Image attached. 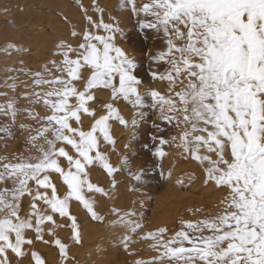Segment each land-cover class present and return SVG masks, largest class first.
Segmentation results:
<instances>
[{
  "label": "snow or ice",
  "instance_id": "snow-or-ice-1",
  "mask_svg": "<svg viewBox=\"0 0 264 264\" xmlns=\"http://www.w3.org/2000/svg\"><path fill=\"white\" fill-rule=\"evenodd\" d=\"M92 7L99 16L94 19L81 5L86 24L79 31L73 27L70 39L57 43L53 56L59 59L49 60L39 71L25 72L32 84L25 82L20 98L42 105L50 114L40 117L25 110L26 118L40 125L20 126L35 132L28 143L38 154L0 165V184H5L0 188V264H13L10 253L17 259L25 257L29 254L25 246L37 241L54 243L61 264L73 259L68 256L69 244L56 234L57 228H70L71 240L81 243L73 202L91 219L103 221L96 194L112 198L91 180L90 170L100 167L111 177L112 192L118 186L117 173L127 172L137 182L147 174L143 168L133 172L128 155L117 153L114 165L102 150L107 145L115 151L112 121L135 129L136 117L143 119L146 106L158 109L165 124L181 129L169 140L151 137L159 141L152 155L161 162V175L162 162L169 155L163 146L174 145L181 158H190L202 168L205 184L226 191L215 215L181 220L179 230L166 240V227L141 237L153 241L151 247L158 253L148 264H264V0H124L118 11L129 12L145 43L149 32L163 42V48L144 53L152 81L167 84L163 92L142 91L136 57L117 42L125 36L121 22L115 17L105 22V9L96 3ZM2 14L7 15L8 9ZM4 51L11 55L26 49L8 43ZM162 64L167 65L163 72L152 67ZM5 86L13 92L17 88L15 82L5 81ZM105 93L108 101L101 103L97 97ZM121 102L141 110L131 122L121 114L117 106ZM15 104L10 99L0 106V114L10 117L0 132L8 135L18 114ZM40 140L43 143L38 144ZM130 147L124 145L125 150ZM174 172L175 166L167 179ZM184 176L191 179L194 174L181 173L176 183L182 184ZM111 211L117 217L113 227L137 235L143 229L142 223L131 219L135 212ZM190 211L195 215L200 209ZM57 218L67 223H58ZM29 232L34 236L29 237ZM124 242H131L130 237L125 236ZM30 258L34 264H46L36 251Z\"/></svg>",
  "mask_w": 264,
  "mask_h": 264
},
{
  "label": "rangeland",
  "instance_id": "rangeland-1",
  "mask_svg": "<svg viewBox=\"0 0 264 264\" xmlns=\"http://www.w3.org/2000/svg\"><path fill=\"white\" fill-rule=\"evenodd\" d=\"M61 1L62 0H60L59 9H57L58 12L57 11L54 12L55 13L54 16L57 17L55 18L56 22L60 24V25L58 24V27H55L49 23H46L44 25L46 27L43 26V28H40L39 26L36 28V27H33L32 25L25 26V24L27 23L25 24L20 23L19 21H16V19L14 21L15 23L14 24L12 22L13 17L12 18L10 17L12 20H10L9 18V15H10L9 12H8V15H3L2 14L3 11H1L2 13L0 12L2 15L0 20H2L3 18L5 22L10 21L9 23L13 25L12 29H14L15 32L17 33H20L19 36L25 37L26 35L30 34V32H32L33 34H37V32L39 33L42 32L44 35L52 39V42H50L46 48L47 50H43V48L41 46L39 47L38 45L32 48L22 47L23 49H26V51L19 52V53L12 52L11 55L6 54V52L4 51L6 48V45L8 43H15L16 45L21 47L22 44L16 43V42H7V43L0 42V44L2 43L0 45V93H7V95H0V106L5 105L10 99H15L16 104L14 106L18 110L15 125L11 127L12 134L8 135L7 133L0 132V165H2V163L4 162L15 163L16 162L15 158L19 156L27 157L29 155L38 154L37 150L33 148L30 143H28L29 136L34 135L35 132H32L30 134L28 131L22 129L20 126L21 124H24L27 126H31L33 129L40 127V125L37 122L26 118L27 117V112L25 111L26 109L34 110L35 112L39 113L40 117H44L50 113L42 105H30L27 100L20 98L25 93L26 84L29 86L32 84L31 77H29L28 75H25V72H27L28 70H31L33 72L39 71L45 64L48 63L49 60L59 59L58 57L53 56V51L55 50L56 45H57L56 43H58L59 40H63V39L65 40L66 38H67L66 40H69L70 38L68 39V37H70V32L73 29V27H75L76 30L78 29L81 30V28L86 24V21L83 18L84 12L82 11L81 5L83 6L84 9L88 10L90 8V10H92V11L88 10L87 14L93 16L94 19L99 16V13L95 12L92 7L93 3H96L100 8L105 9V12H104L105 22H111L109 19L110 17H115L117 20L121 22L120 26L124 29L125 36H124L123 41H121L118 38L117 42L120 44L121 47H123L128 52L129 55L136 57L137 62L139 64L137 74L144 81V87L142 91H148L149 89L156 88L163 92L164 89L167 87L166 82L164 84H161L159 82L154 83L152 81L149 75L150 65L148 62V58L146 55H144V53L147 52L149 49H151L152 52H155L157 49L163 48V42L159 39L154 40L153 37L155 34L149 32L148 33L149 39L147 43H145L143 39L144 34L139 31L135 20L131 18L129 12L126 10L118 11V9L123 4L124 0H86V1L85 0L84 1L83 0H66L68 1V3L72 5L74 9H77L79 11V12L77 11V13L79 14L80 19L74 16L67 17L66 13L68 12L64 11L65 8L63 6L68 3H66L65 0L64 2L63 1L61 2ZM88 1H90V3ZM140 2L141 3L146 2V0H140ZM62 3H65V4L63 5ZM5 7H7V5ZM62 11L66 12L64 13L65 15L62 13ZM71 18H76V20L72 22L73 24L71 23ZM69 22L73 26L70 25ZM3 25H5V23H3ZM47 25L49 26L47 27ZM61 26H62V29H61L62 31L60 30ZM17 28L20 30L23 28L22 31L24 33L22 31L20 32V30H18ZM32 29L33 31H31ZM40 29H42L41 32H40ZM34 30H36V32ZM45 30L46 31L50 30V31L46 32ZM67 30L69 32L68 34H67ZM55 31H57V33L58 31H61L62 33L59 32V34H57L55 33ZM42 50L44 51L43 52L44 54L41 53ZM34 53H39V54H34ZM20 61H23V63H20ZM49 67H51V65H49ZM152 67L155 68V70L158 72H163L165 68L167 67V65H163V64L159 66L152 65ZM10 69H15V71H10ZM21 69H23V71H21ZM9 77H12L14 79H8ZM5 81H7L9 85L12 84L13 82L17 84V88L15 92H13L10 87L5 86ZM179 88H180V85L177 86L176 90L179 91ZM33 90L43 91L46 89L28 88V91H33ZM100 95L102 96H98L100 98L98 100L101 103L108 101V95L106 93L100 94ZM148 102L149 101L146 100V104ZM117 106L122 108L121 114L129 122H131V120L133 119V115L135 112L141 111V110L133 109L131 106H125L123 105V102H121ZM142 111H143V119L141 120L138 116L136 117L137 127L135 129H133L131 126H129L128 128H125L121 126L117 121H112V129L115 131V137H117L115 151L112 150L111 146H107V145H105L102 148V150L103 151L106 150V152L109 153L110 160L114 165L118 164L117 153H119L120 155H128L132 161L131 163L132 171L136 172L139 169L143 168L146 170L147 174L143 177L141 182H137L134 179H132L127 174V172L117 173L115 175V179L118 185L117 187H122V186L123 187L120 189V191L119 189L117 191V188H116L115 190L116 193L114 191V193L112 194V190L110 189V184H109L112 178L108 177L100 167H96L97 169L93 168L92 169L94 170L93 172H91L90 170V177L92 176L91 180H93V182L99 183V182L104 181V179H107L105 180L106 184L104 185V189L105 191H108L111 193L112 198L108 199L106 197L100 196L99 194H96L97 196L95 197V199L98 197L97 201L99 200L96 206L98 208L97 211L99 212L101 216L104 217L103 221L91 219V217L86 213V211L82 207L78 206L76 202H73V204L77 205L78 208L81 210V214H83V219H81L83 226L80 225L82 227V230L86 228L85 224L87 223H89L88 228L91 227L90 229L92 230H91V235L89 239H87L86 237V239L81 240L80 244H75L70 238L71 237L70 228H61L62 230L66 231L65 233L67 234L65 235L64 233H62L61 235L63 238V242L69 244L70 251H68V253L69 252L70 253L68 254V256L70 257L71 256L70 254L72 253V257L76 258V260L74 261L72 259L68 260L66 264H72L75 261L77 263L75 262L73 264H78V263L83 264L84 256H85L84 264H87V262L89 263L90 261H91V264L92 263L94 264L95 262L97 264H103V263L108 264L110 257L116 259L117 262L118 261L121 262L122 260L121 258H124L123 256L124 250H121V247L127 244L124 242L125 236H128L131 239V242L128 243V247L126 248V250L128 249L127 251L130 252V257L127 258L129 261V264H134L136 263L135 261H138V260H143L145 261V264H148V262L152 261L154 257L158 256V253L154 251L151 247V244L153 243V241L141 239V237H143L145 234H147L148 232H153L160 227H166L168 229V233L164 237V239L166 240L169 237H171L176 230H179L181 220L195 221L199 219H204L206 217L213 216L218 211H220V208L218 207V205H219L220 199H222L223 196L226 195V191L218 190L214 186V184H212L211 182L205 184L204 173L202 171V168L197 164L196 161L191 160L190 158L189 159L181 158L179 154L180 150L176 149L174 145H164L163 146V150L169 153V155L162 162L164 174L161 175V168L159 166L161 162L158 160L157 157L152 155L159 141L157 140L154 142L151 139V137L152 136H163L166 140H169L174 135L179 136L181 129L175 127L174 124L168 125L162 122V120L159 118L158 109L153 110L150 107L146 106L144 109H142ZM9 119L10 117L0 114V127H3L4 125L9 124ZM84 124L85 126H87L89 124V121L85 120ZM154 124L159 125V127L162 128L163 131L162 132L157 131V129L153 126ZM133 133H135V139H133ZM41 143H43V140L38 141V144H41ZM126 144L131 145V147L127 150H125L124 148V145ZM213 159H214V156H213ZM173 166H175V172L173 173L172 179L169 180L167 179V173L169 169L172 168ZM207 166L208 165L205 164L203 167L206 168ZM181 173L194 174V176L191 179H189L187 176H184L183 183L177 184L176 176L180 175ZM95 177L97 179H95ZM93 178L95 179V181ZM7 186L9 187L11 186L10 181L7 182ZM3 187H5V184H0V188H3ZM169 190L171 191L169 192ZM179 200L181 203L182 202L183 203L182 204L179 203ZM175 205H176V208H175ZM112 208H115V209L117 208L121 214L125 212H135V216L131 217V219L133 221H139L140 223H143L144 225L143 229L139 231V234L138 235L133 234L128 229L113 227L112 226L113 222L117 220V217L113 215V213H111ZM196 209H200V211L196 212L195 215L191 214L190 210L194 211ZM165 211L167 212L169 211L168 212L169 214L171 213L170 215L172 217L171 219L172 222L170 220L166 223L162 222L163 221L162 217L164 216H161V215L165 214ZM58 221L60 222V220H57V222ZM63 222H67V221L65 220ZM78 223L81 224V222L79 221ZM93 231H95L96 234ZM29 233H30V237L34 236L33 233L31 232ZM56 233H57V229H56ZM61 235L59 238H61ZM92 237L95 240H93ZM46 239L52 240L53 238L46 236ZM91 239L93 242L91 241ZM85 240L89 242L86 243ZM33 245L30 248L29 246H25L26 250L29 249L30 251V249L33 247L32 251L37 250L38 252L40 248V250L42 249V251H39V254L42 255L46 264H55L54 262L55 260H56V263L61 264V258L59 256V249L54 245V243L43 244L42 242L37 241ZM38 246H41V247H38ZM87 248L90 249V251ZM44 250L46 251L44 252ZM47 250H49L51 253L48 254ZM86 250H88L89 252ZM30 252H28L29 253L28 255L20 259L15 258L14 256H12V254H9V256H10V259H12L13 264H34V261H32L30 258ZM79 253L80 255L82 254L81 258L83 256V259H82L83 261H81V258L78 257L80 256ZM91 253L94 255H91ZM98 253L101 255H99ZM95 254H97V257ZM112 254H115V255L112 256ZM91 256H95V257H91ZM102 256H103V259L101 261L100 257ZM71 260L73 261L72 263H70Z\"/></svg>",
  "mask_w": 264,
  "mask_h": 264
},
{
  "label": "bare ground",
  "instance_id": "bare-ground-1",
  "mask_svg": "<svg viewBox=\"0 0 264 264\" xmlns=\"http://www.w3.org/2000/svg\"><path fill=\"white\" fill-rule=\"evenodd\" d=\"M63 2H64V0H62ZM61 1V2H62ZM66 1V0H65ZM84 1V0H83ZM86 1V0H85ZM89 3H90V1H88ZM109 2V1H108ZM112 2V1H111ZM66 3H68V1H66ZM73 3V2H72ZM63 5L65 4V3H62ZM75 4V3H74ZM7 5V7H5ZM68 5H70V6H68ZM85 5V4H84ZM59 6H60V0H0V8H2V9H0V12L1 11H4V9L5 8H7L8 9V12H9V18L11 17H13V23H14V21H15V19H16V21H19L20 23H27V24H25V26H28V25H32L33 27H40V28H43V26L46 24V23H49V24H51V25H53V26H55V27H58V22H56V19L55 18H57V17H55L54 15H55V11H57V9H59ZM73 6H75V5H73ZM65 9H64V11H67L68 13H66V12H63L62 11V13L64 14V13H66L67 15V17H76V18H79V14L77 13V9H74L73 7H72V5L70 4V3H68V4H65L64 6H63ZM79 7V6H78ZM85 7V6H84ZM91 7V6H90ZM103 7V6H102ZM88 10H90V8L88 9ZM90 11H92V10H90ZM58 12V11H57ZM79 12V11H78ZM2 13V12H1ZM1 13H0V18L2 17V15H1ZM59 14V13H58ZM8 15V14H7ZM65 15V14H64ZM69 15V16H68ZM6 18H7V16H6ZM10 18V20H12ZM76 18H71V23L72 22H74L75 20H76ZM84 18V17H83ZM80 19V18H79ZM60 20V19H59ZM58 20V21H59ZM69 20H70V18H69ZM68 20V21H69ZM85 20V19H84ZM61 21V20H60ZM63 21V20H62ZM10 21H4L3 20V18H2V20H0V42H2V43H7V42H16V43H21L22 45H21V48L23 47V48H25V47H29V48H32V47H36L37 45L40 47H42L43 48V50H47L46 48H47V46H48V44L50 43V42H52V39L50 38V37H48V36H46V35H44L41 31H42V29H40V32L41 33H39V32H37V34H33L32 32H30V34H28V35H26L25 37H21V36H19V34L20 33H17V32H15V30L14 29H12V24L11 23H9ZM65 22V21H64ZM3 23H5V25H3ZM15 24V23H14ZM69 24H70V22H69ZM73 24V23H72ZM72 24H70V25H72ZM76 24V23H75ZM23 25V24H22ZM21 25V26H22ZM50 25V26H51ZM60 25V24H59ZM62 25H64V24H62ZM19 26V25H18ZM31 26V27H32ZM49 25H47V27H48ZM73 26V25H72ZM44 27H46V26H44ZM19 28V27H18ZM17 28V29H18ZM23 29V28H22ZM22 29L20 30V29H18V30H20V32L22 31ZM33 29H35V28H33ZM33 29L31 30V31H33ZM46 29V28H45ZM62 29V26H61V28H60V30ZM38 30V29H37ZM47 30V29H46ZM45 30V31H46ZM54 30V29H53ZM64 30V29H63ZM79 30V29H78ZM77 30V31H78ZM25 31V30H24ZM35 32H36V30H34ZM48 31H50V30H48ZM48 31H46V32H48ZM62 31V30H61ZM61 31H58V33H57V31H55V33H57V34H59V32H61ZM23 32V31H22ZM24 33V32H23ZM27 33V32H26ZM54 33V32H53ZM62 33V32H61ZM69 32H68V30H67V34H68ZM25 35V34H24ZM52 36V35H51ZM61 36V35H60ZM64 37V36H63ZM68 37V36H67ZM55 38V37H54ZM70 37H68V39H69ZM61 39H62V37H61ZM67 39V38H66ZM65 39V40H66ZM64 40V39H63ZM54 41V40H53ZM59 41H61V40H59ZM1 43V44H2ZM0 44V45H1ZM57 44V43H56ZM2 47V46H1ZM38 48V47H37ZM28 49V48H27ZM31 50V49H30ZM42 50V52L41 53H43L44 51ZM31 52H33V51H31ZM34 54H39V53H34ZM33 54V55H34ZM44 54V53H43ZM43 54H41V55H43ZM37 56V55H36ZM1 57H3V56H1ZM34 58V57H33ZM36 58V57H35ZM40 58V57H39ZM43 58V57H42ZM34 63V62H33ZM33 65V64H32ZM32 68V67H31ZM30 69V68H29ZM37 69V68H36ZM98 96H102V95H98ZM101 98H103V97H101ZM97 99H100L99 97H97ZM106 99V98H105ZM115 129V128H114ZM112 133H113V136L115 137V131L112 129ZM119 137V136H118ZM116 138L117 137H115V140H116ZM124 138V137H123ZM118 141V140H117ZM119 147V146H118ZM120 149V148H119ZM106 151V150H105ZM110 157V156H109ZM215 158V157H214ZM96 168V167H95ZM94 168V169H95ZM180 168V167H179ZM97 169V168H96ZM94 170H92L91 169V172H93ZM97 172V171H96ZM99 173V172H98ZM93 175V174H92ZM98 175V174H97ZM95 176V175H94ZM92 177V176H91ZM100 178V177H99ZM54 179H56V178H54ZM94 179V178H93ZM95 179H97L96 177H95ZM95 179H94V181H95ZM105 180H107V179H104V181H102V182H99L98 184L100 185V186H102L103 188H104V185L106 184L105 183ZM120 180V179H119ZM93 181V180H92ZM96 181H98V180H96ZM101 181V180H100ZM107 182V181H106ZM95 183V182H94ZM110 184V183H109ZM200 184V183H199ZM119 186H120V184H119ZM123 187V186H122ZM122 187H117V191H118V189H119V191H120V189L122 188ZM201 187V186H200ZM199 188V187H198ZM169 189H171V188H169ZM172 189H174V188H172ZM116 190V189H115ZM127 190V189H126ZM167 190V189H166ZM176 190V189H175ZM123 191V190H122ZM171 190H169V192H170ZM173 192V191H172ZM193 192V191H192ZM114 192H112V194H113ZM115 193H116V191H115ZM180 193V192H179ZM196 193V192H195ZM126 195V194H125ZM132 195V194H131ZM176 195V194H175ZM190 195V194H189ZM97 196V195H96ZM197 196V195H196ZM199 196V195H198ZM122 197V196H121ZM180 197V196H179ZM185 197V196H184ZM186 198V197H185ZM189 198V197H188ZM98 199V197L96 198V200ZM115 199V198H114ZM117 199V198H116ZM118 199H119V197H118ZM190 200V199H189ZM203 200V199H202ZM206 200V199H205ZM221 200V199H220ZM99 201V200H98ZM97 201V202H98ZM110 201V200H109ZM119 201V200H118ZM182 201H184V200H182ZM192 201V200H191ZM107 202V201H106ZM155 202V201H154ZM158 202V201H157ZM176 202H178V201H176ZM195 202V201H194ZM114 203V202H113ZM179 203H181L180 202V200H179ZM183 203V202H182ZM181 203V204H182ZM185 203V202H184ZM190 203V202H189ZM110 205V204H109ZM108 205V206H109ZM126 205V204H125ZM100 206V205H99ZM111 206V205H110ZM120 206V205H119ZM166 206V205H165ZM135 207H136V205H135ZM101 208V207H100ZM175 208H176V205H175ZM75 211H74V210ZM117 209V208H116ZM140 209V208H139ZM174 209V208H173ZM97 210H98V208H97ZM110 210V209H109ZM118 210V209H117ZM176 210V209H175ZM71 211H72V213L74 214V215H76V217H77V221H79V222H81V224H79V225H81V226H83L82 225V221H81V219H83V214H81V210L78 208V206L77 205H75V204H72V207H71ZM103 211V210H102ZM101 211V212H102ZM212 211V210H211ZM100 212V213H101ZM162 212V211H161ZM169 212V211H168ZM167 211H165V214H163V215H161V216H164V217H162V219H163V221L162 222H164V223H166V222H168L169 220L172 222V217H171V213L169 214ZM112 213V212H111ZM210 213H212V212H210ZM153 214V213H152ZM103 215V214H102ZM144 215V214H143ZM172 215H174V214H172ZM57 220H59L58 218H57ZM156 220V219H155ZM154 220V221H155ZM159 220V219H158ZM59 222V221H58ZM161 222V223H162ZM59 223H67V222H63V221H61L60 220V222ZM84 223V222H83ZM85 224V223H84ZM143 224V223H142ZM86 225V228H84L83 230H82V227L80 226V231H81V233H82V237H81V240H84V239H86V237H87V239H89L90 238V235H91V230L92 229H90V228H88L89 227V223H87V224H85ZM84 225V226H85ZM171 225V224H170ZM45 226H47V225H45ZM94 228V227H93ZM97 228H98V226H97ZM150 228V227H149ZM99 229H100V227H99ZM153 229H154V227H153ZM170 230V229H169ZM66 231H64V230H62L61 228H57V235L60 237V235L62 234V233H64L65 235H67L66 233H65ZM94 233H95V231H93ZM29 235V237H30V233H28ZM96 234V233H95ZM93 235V234H92ZM100 235V234H99ZM46 236L47 235H45V239H46ZM67 237V236H66ZM95 237V236H94ZM100 237V236H99ZM168 237V236H167ZM61 238H62V235H61ZM60 238V239H61ZM93 238V237H92ZM66 240V239H65ZM93 240H95L94 238H93ZM62 241H63V238H62ZM86 241V240H85ZM91 241H92V239H91ZM89 242V241H88ZM87 241H86V243H88ZM93 242V241H92ZM95 242V241H94ZM44 244V243H43ZM92 245V244H91ZM106 245V244H105ZM34 246V245H33ZM82 246V245H81ZM38 247H41V246H38ZM42 247H43V245H42ZM87 247V246H86ZM128 247V243L127 244H125L124 246H122L121 247V250H124V251H126V252H124L123 251V256H124V258H121L122 260H121V262H117V260L116 259H114V258H112V257H110V260L108 261V264H129V261H128V257H130V252L129 251H127L126 250V248ZM35 248V247H34ZM82 248V247H81ZM36 249V248H35ZM38 249V248H37ZM44 249V248H43ZM69 249H70V247H69ZM88 249V248H87ZM25 250H26V247H25ZM28 250V252H30V251H32L33 250V247L30 249V251H29V249H27ZM26 250V251H27ZM89 251H90V249H88ZM88 250H86V251H88ZM39 251H42V249L40 250V248H39ZM39 251H38V253H39ZM46 250H44V252H45ZM48 251V254H50L51 252L49 251V250H47ZM70 251V250H69ZM80 251V250H79ZM88 251V252H89ZM36 252H37V250H36ZM43 252V253H44ZM75 252V251H74ZM73 252V253H74ZM31 253V252H30ZM70 253V252H69ZM68 253V254H69ZM76 253V252H75ZM82 253H83V251H82ZM11 254V253H10ZM77 254V253H76ZM99 254V253H98ZM71 256L70 257H72V253L70 254ZM79 255H80V253H79ZM82 255V254H81ZM81 255L80 256H78L79 258H81ZM91 255H94V254H92L91 253ZM96 255V257H97V254H95ZM99 255H101V254H99ZM113 255H115V254H112V256ZM42 256V255H41ZM49 256V255H48ZM108 256V255H107ZM122 256V257H123ZM28 257V256H27ZM91 257H95V256H91ZM115 257V256H114ZM52 258H53V256H52ZM55 258V257H54ZM73 258V257H72ZM99 258V257H98ZM60 259V258H59ZM83 259V256H82V258H81V261H85V256H84V259ZM100 259H101V261H102V259H103V256L102 257H100ZM108 259V258H107ZM124 259V260H123ZM50 260V259H49ZM55 260V259H54ZM53 260V261H54ZM70 260V259H69ZM73 261L74 260H76V258H73L72 259ZM71 260V262L70 263H72L73 261ZM93 260V259H92ZM99 260V259H98ZM105 260V259H104ZM83 261V264L85 263ZM97 261V260H96ZM55 262V264H59V263H56V260L54 261ZM60 262V261H59ZM76 262V261H75ZM75 262H73V263H75ZM94 262H95V260H94ZM136 262V261H135ZM48 263H49V261H48ZM53 263V262H52ZM72 263V264H73ZM77 263V262H76ZM90 264H91V261L89 262ZM88 262H87V264H89ZM78 264H80V263H78ZM93 264V263H92ZM94 264H97L96 262L94 263ZM104 264V263H103ZM134 264H136V263H134Z\"/></svg>",
  "mask_w": 264,
  "mask_h": 264
}]
</instances>
